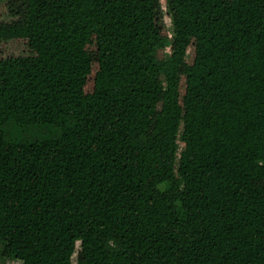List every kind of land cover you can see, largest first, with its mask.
Segmentation results:
<instances>
[{
    "label": "trees",
    "instance_id": "obj_1",
    "mask_svg": "<svg viewBox=\"0 0 264 264\" xmlns=\"http://www.w3.org/2000/svg\"><path fill=\"white\" fill-rule=\"evenodd\" d=\"M0 246L264 264V0H0Z\"/></svg>",
    "mask_w": 264,
    "mask_h": 264
},
{
    "label": "rangeland",
    "instance_id": "obj_2",
    "mask_svg": "<svg viewBox=\"0 0 264 264\" xmlns=\"http://www.w3.org/2000/svg\"><path fill=\"white\" fill-rule=\"evenodd\" d=\"M162 7H163V11H164V21L166 23V26H167L168 32L170 34V37H172V35H173V32H172V20H171L170 15L168 14V11L166 9V5H165L164 1H162ZM169 52H170L169 51V47H167L166 54L168 55ZM182 148H183V143L181 141H179V150L181 151ZM0 252H1V246H0ZM0 264H2L1 256H0ZM7 264H20V262H14V261L10 262V261H8Z\"/></svg>",
    "mask_w": 264,
    "mask_h": 264
}]
</instances>
